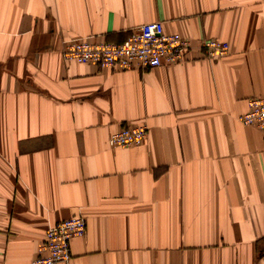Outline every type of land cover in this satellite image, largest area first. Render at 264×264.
<instances>
[{
	"label": "crops",
	"instance_id": "1",
	"mask_svg": "<svg viewBox=\"0 0 264 264\" xmlns=\"http://www.w3.org/2000/svg\"><path fill=\"white\" fill-rule=\"evenodd\" d=\"M185 60L118 71L65 62L64 43H120L145 23ZM229 44L208 60L204 40ZM264 0H0V264H31L80 216L59 264H264ZM146 125L139 146L110 148Z\"/></svg>",
	"mask_w": 264,
	"mask_h": 264
},
{
	"label": "built area",
	"instance_id": "2",
	"mask_svg": "<svg viewBox=\"0 0 264 264\" xmlns=\"http://www.w3.org/2000/svg\"><path fill=\"white\" fill-rule=\"evenodd\" d=\"M204 55L215 61L225 57L229 44L209 39L201 43ZM190 50L189 41L177 34H167L163 23L150 22L139 26L133 34L120 43L97 40L95 37L66 41L62 50L65 62L90 63L101 69L128 71L150 70L173 66L185 60ZM247 112L238 120L264 135V96L247 101ZM148 135L146 125L122 127L108 138L110 148L139 146ZM86 233V222L80 216L71 217L54 224L38 246L37 256L31 264L66 263L71 258L70 242L82 238Z\"/></svg>",
	"mask_w": 264,
	"mask_h": 264
}]
</instances>
